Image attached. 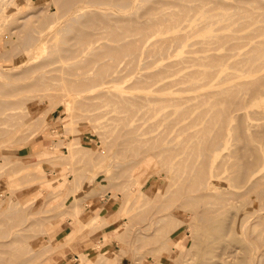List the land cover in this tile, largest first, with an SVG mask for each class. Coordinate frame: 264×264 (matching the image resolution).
I'll use <instances>...</instances> for the list:
<instances>
[{"label":"rangeland","instance_id":"obj_1","mask_svg":"<svg viewBox=\"0 0 264 264\" xmlns=\"http://www.w3.org/2000/svg\"><path fill=\"white\" fill-rule=\"evenodd\" d=\"M7 1L8 0L3 1V4L2 2L0 3V5L2 4L0 6V86H4L3 88L0 87V98L2 100H0V102H4L5 100V103L10 101V103H14L23 98H28L29 95V98H32L33 95L40 96L38 94H41L42 96L39 97L36 102L37 104L46 102V106L43 107L42 114L38 117L39 120L35 118L36 121H39L37 126L33 124L34 122H32V118L24 121V123L23 120H20L19 118L23 124L21 123L22 126L19 125L18 127L15 125L0 124V264H79L82 262L80 259L81 256L85 255L83 258L88 256L93 257L101 251L106 252L109 249L112 252H120L121 254L117 257L108 259L112 264H156L157 258H159L158 255L160 254L155 251L156 245L152 240V234L157 226L164 224L163 222H155L156 217L158 214L165 213H171L174 215L169 217V223L162 230V234L166 233L172 236V240L177 246H181L182 244L186 245L189 248L186 259H189L188 261L190 264H198L204 256H207V253H204L205 248L208 243L214 239V236H209L210 239L208 236V238L204 237L207 234L210 235V233H212L211 235H215L217 230L213 231V229H210L213 228V225L212 227L207 228L209 226L204 225L203 222L197 220L196 216L197 213L202 210L201 208L208 209L209 207H213V205L212 213L213 215L216 213V215L212 217L216 218L215 221L213 219L214 223L212 222V224L221 227L223 233H228L223 242H225V245H227L230 250L236 248L238 251L237 254H234L236 255V259L229 257V259L233 260L231 263L242 264L243 262L241 258L247 255V258L245 257L247 260H245V258L243 259L244 262L247 261V264H249V262H251L250 264H260L261 262V264H263L264 256L262 257L258 255L264 246V209L260 212L258 210V203L264 200V177H262L256 185L249 186L246 182L236 179L234 174L239 172V168L243 167V162L246 161L245 163L249 164L250 162L255 161L253 160V158H256L255 154L258 152L259 154H264V95L259 93L258 98L256 97L257 93L250 96V93L252 92H242L241 103L237 104L239 106L234 104L229 106L227 117L230 126L227 125L222 128V132L224 131L223 133L225 134V139H227L225 141L226 143L222 147L213 151L211 156L208 157L206 155L207 152H210V149H208L209 142L204 139L203 135H208L210 133L214 134L215 132V130L213 132L206 130L209 119L207 104L208 101L215 99V97L205 96L199 99L192 98L180 102L181 106H186L187 108L185 110V115L183 116L184 119L178 123L173 121L176 123L175 124L169 122V119L171 120V117L174 116V114H171L170 116L166 115L165 117L162 114L167 111L170 113L172 108H174V105H171L172 101H169L170 104H168L167 100L165 103L158 104L157 102L159 100L164 99V97H167L168 95L166 94V91L154 90V88L160 83V80L163 77L162 74L167 75L172 71H177L180 67H182V69L177 72H185L192 67H202L201 65L193 64L188 60H183L171 65L169 64L170 61L177 60L184 55V57H187L189 55L206 54L211 50L202 49V46L197 43L193 44L194 46H186L179 54L177 53L180 48H173L172 51L167 54L160 56L159 54H156V56H151L148 52L142 49L136 54L138 58L136 56L137 64L136 66H133L135 69L132 67L133 69L131 68V70L130 66L134 61L129 60V55H123L124 60L122 59L123 56L121 58L119 57L120 59L117 61L116 58L115 61L114 58L113 60L111 58L113 62L108 60V63L112 62L115 64L118 62L119 65L118 63L115 65L118 68L115 70L112 68L111 74H108L109 77H107L108 75H103V78H101L102 80L93 77L94 80H97V85L75 95L74 93H76V90H74V88L76 87V84L75 86L68 85L69 83H67V79L64 78V75L70 78L78 77V75H67L64 72L77 73L79 70L78 73H80L83 68L82 72H88L87 75L91 76L93 73H97V69L100 68L93 63V68L91 66L93 70H84V68H88L89 65L84 62L88 61V63H90L91 61H89V58L92 55L86 51L81 54L79 53L83 59L90 56L88 57V60L85 59V61L78 62L76 59L80 56L73 59L74 61H72V59L68 61L58 60V56L63 55L64 53L62 49L67 46H72L75 36L80 32L90 33L93 29V26L89 23H83L92 19L89 15L81 17L78 21L71 20L72 15H74L72 13H78L79 11H77V7L82 4L81 2L84 3L85 0H68L65 2H57L56 0ZM154 1L133 0L132 6L134 8L139 6V13L136 16H131V18L140 19L139 16H141L143 11L148 8L149 5H152ZM229 2H231V4ZM240 2L241 1L239 0H228L230 6H222L230 7V9L233 10L232 7H235L234 9H236ZM263 2V0H258V3H256L259 7V11H264ZM73 3L75 5H73ZM225 3L227 4L226 0ZM245 3H248V1L245 0ZM237 4L238 6H236ZM211 5L212 3H208V6ZM41 7L43 8L41 9ZM87 8L88 7H85L81 9V11L85 12ZM91 8L96 9L97 7L91 6ZM49 10L50 12H48ZM107 10H112L115 12V15L112 17L103 16V21L114 22L117 18H122L120 15L122 10L115 7L111 8L110 5L103 4V13ZM123 10H127V8H124ZM56 11L61 14L59 13V15ZM125 15L128 14L125 13ZM49 17H51L53 19L50 18L51 21L54 22H51ZM59 19L61 23L58 22ZM233 20L234 21L230 22L228 25L216 30V32L235 34V37L232 35L231 37H228L227 40H224L227 43L223 41V45L222 43L220 44L221 46L218 45L220 47L217 51L225 54L223 60H227L226 62L232 60L230 57L231 55H228L229 52L233 50L242 52L251 45V42L264 39V28H260L257 31L255 30L257 26L264 24V20L261 16L256 15L252 18L249 16H239L233 18ZM43 21L44 23L42 24ZM226 21L227 20L217 21L212 26L218 27L219 25L226 24ZM188 22L189 20H187L186 16L181 20L182 25H185ZM53 23L54 25H57L51 27L50 25ZM87 24L89 25L87 26ZM68 25L71 27V30L67 27ZM65 26L69 30H67ZM75 26L77 27L76 30ZM63 27H65V30L62 31V29H64ZM187 28L188 27H181L180 31H186ZM58 29H60V31H58ZM204 29H201L199 33ZM41 30H43V32ZM45 32L49 37L44 35ZM62 33L65 35L62 36ZM173 33L174 31L172 30L165 33L156 32L153 35V38L170 36ZM27 34L39 36L42 41L35 40L33 41V44L32 42L27 43ZM43 35L44 38L46 37L45 39L43 38ZM129 35H131V33L127 34L125 39L133 38V36ZM61 36L63 38L66 36V38L62 40ZM67 37H69L68 40L71 39V41H68ZM199 37H201V35L195 33L189 35L187 40L193 42ZM104 38L105 37H103V41L110 44L115 43L111 39H107L109 38L108 36L105 39ZM20 40H23L24 42L20 43ZM39 41L44 42V44H41ZM233 42H241V45L233 49ZM60 44L63 48L60 47ZM228 44H230L229 46L231 49L227 46ZM35 45L36 47H34ZM19 48L25 52H20ZM189 48L197 49L198 51L189 54ZM50 50H53V52H50ZM47 53L52 55L48 57ZM105 55L103 56V61L105 60L103 62L104 67H101L104 69L103 72L106 70L105 63H107V56ZM242 56H244V53L237 54L233 58ZM147 58L152 59H150L151 61L149 60L150 63L145 61ZM119 60L122 61L120 62ZM126 60L127 62L130 61L129 64L126 62L127 65L124 63ZM142 62L145 64H142ZM68 63L70 64V67H68ZM73 63L75 65L80 64L77 65V70H73V68H75ZM186 65L188 67H183ZM80 66H82V68ZM124 66L126 67L124 68ZM230 66L231 67H229L228 70H235L236 67L238 71H243L245 68L243 64H235V67L232 65ZM95 67L98 68L95 69ZM163 67L166 69L165 71ZM127 68L129 70H127ZM26 69L29 71L25 72ZM49 69L50 71H47ZM62 69L64 72H62ZM117 69H119L118 72ZM120 71L123 72L121 73ZM8 72L11 74L10 76ZM42 72L44 74H42ZM147 72L151 75L148 74L147 76ZM6 73L9 77L6 76ZM255 73L256 75L254 78H256V87H258V89L262 88L260 86L264 87V84H262L264 82V66ZM40 75L42 76L40 77ZM51 77L56 78H54V80ZM115 77L116 79H114ZM38 78H40V80ZM137 78L140 81L137 82ZM63 80L65 82H63ZM155 80L159 81L154 82ZM215 80L217 83L213 87L205 88L204 90L218 89L219 87L227 85L229 82H234L237 79L221 80L219 75L216 74ZM134 81H136V83H134ZM258 81L261 82L260 84L262 85H259ZM35 82H38L40 86L38 83L35 84ZM146 82L147 84L152 82L154 84L151 86L149 85L150 87H146ZM28 83L35 87L39 86V89H34V86L32 87L30 84L31 87L28 88ZM140 84L142 87H139ZM144 85L146 86L144 87ZM22 86L25 91L19 93L21 90L19 87ZM51 86L52 88L50 89ZM65 87H68L69 89ZM13 88L15 89L11 93V89L13 90ZM78 88H80V86L78 87L77 85L76 89L78 90ZM16 89H19V91L17 92ZM48 90L53 91V93ZM28 92L31 93L29 94ZM33 92L35 94H32ZM42 92L45 94H42ZM80 94L82 95L81 97ZM244 96L246 98H244ZM153 102H155V104ZM216 105H218L217 107H219V105L221 106L220 103ZM216 105L214 106L215 108ZM7 111L12 110L7 109ZM238 114L244 117L241 118ZM2 117H4V113H0V118ZM13 121L15 123V121L18 120L13 119ZM181 123L185 124L184 127L182 126L180 128L179 125ZM3 127L6 128L3 129ZM34 128L36 129V132L35 135L32 136L31 131ZM260 131H262V134ZM255 133L258 135V138L254 135ZM239 134L240 136L244 135V137L241 136V138ZM183 139H185V141ZM181 140L184 141V143ZM202 140L204 142H202ZM186 142L187 144H185ZM248 142H250V144H248ZM140 144H144V146H141ZM257 144L260 150L255 148ZM253 145L255 146L253 147ZM203 147L206 149L205 151L203 150ZM68 148H72L76 153H73L68 159H65L67 157H64V154L67 152ZM200 152L203 154H200ZM145 155L150 157L148 158L150 163L148 162L147 157L144 159L148 163L142 158ZM241 156H243L242 159ZM141 158L143 160L140 161V164H137L136 162ZM65 161H67V163ZM167 163L169 164L167 165ZM134 164H137V166L135 167ZM245 165V167H248L247 164ZM63 166H66L64 170L62 169ZM51 170H55V172H51ZM134 170L136 171L133 172ZM27 171L29 173L32 172V175L30 173L26 176L24 173H28ZM130 173L133 174L131 175ZM137 175H140L139 178ZM14 177H20V181H27L28 179L29 181L25 183V181L20 182L18 180L17 182L12 183L11 180ZM41 180H50L54 185L52 187L49 186L50 188L45 186L46 188L43 187L41 189L38 187L37 183H40ZM204 182L208 185L205 188L198 190L197 186L201 185L203 187L202 183ZM80 184L82 186L78 189ZM67 188H69L68 195L66 193V195L64 194L65 196H63L62 194ZM110 188H112L114 192L111 191ZM130 189L132 190V193H130ZM253 189L254 191H252ZM140 190L142 192H147L146 194H149L150 192L152 197L151 194L149 195L150 197L145 196L144 194L139 197L141 200L140 203L143 204L141 208L144 210L141 209L142 211L138 212L139 215L137 214L127 223L126 219L121 216V207L124 202L127 203L128 206H133ZM88 192L92 193V196L87 200L90 205L89 209L81 212L79 215H77L78 213L66 214L67 211L70 212L69 208L72 201ZM206 192L207 197L205 195L201 199L198 197V195L201 196V194H206ZM211 193L214 194V204L208 202V200H210L209 198H211ZM188 194L189 197L187 198ZM190 195H197V197L193 196L194 199L196 197L198 198L197 201H199V199L201 201L200 204L196 201L197 204L195 203L194 206L201 205V208L196 207V209H193V213L188 211L190 209L189 207H191V209L194 208L193 205V207L191 206L193 199L191 200ZM256 195L257 198H255ZM127 198L128 200L126 202L125 200ZM189 198L190 200L188 202L192 201L190 205L185 202V200ZM10 201L16 203L20 207V210L14 214H11L8 208ZM160 203L163 206L160 205ZM158 204L161 209L158 208ZM21 207L23 208L21 209ZM157 209L158 212L155 214ZM92 211L99 212L100 214H108V216L103 219L99 217L98 219L90 221L88 218ZM118 211H120V213ZM133 212H135V210ZM5 213H7V216ZM260 213L263 215L261 218L258 217V214ZM75 214L79 217L78 220V217L76 218ZM246 216L249 217L247 218ZM197 223H200V227ZM126 224V230L124 229V231L127 232L126 236H123L122 238L118 237L119 231L116 228L120 225ZM244 224L246 225V229L244 228ZM19 228L23 229L20 230ZM197 228L199 230H197ZM15 231L20 232L21 235L15 236ZM140 235L146 236L137 240ZM136 236L138 238H136ZM65 237L69 238L65 239ZM254 237L257 239H253ZM14 238L15 241L13 243L6 245L10 239ZM51 238H53V240H50ZM120 238L123 239L122 244L127 248L126 253H121L122 245ZM134 238H136V240ZM48 240L50 241L47 242ZM206 240L207 242H205ZM52 241L54 242L52 243ZM98 242L100 243V247H97ZM243 242H246L249 245H246L245 247ZM251 242H253L254 246ZM36 244L35 253L32 250L28 251L31 245L34 246ZM247 249L248 251H246ZM253 249L255 251H253ZM153 250L155 252H152ZM243 250L245 253L249 252L250 254L246 253L245 255ZM111 251H108V253H111ZM262 251H264V249ZM164 260L169 261L168 259ZM185 261L186 260L182 263H185ZM87 263L94 264V260L92 258H87ZM243 264H246V262Z\"/></svg>","mask_w":264,"mask_h":264},{"label":"bare ground","instance_id":"obj_2","mask_svg":"<svg viewBox=\"0 0 264 264\" xmlns=\"http://www.w3.org/2000/svg\"><path fill=\"white\" fill-rule=\"evenodd\" d=\"M3 1L5 0H0V3L2 2L3 4ZM9 1V0H8ZM7 1V2H8ZM57 2H65V1H68V0H56ZM72 1H76V0H72ZM79 1V0H77ZM145 1H149V0H145ZM154 1V0H153ZM230 1V0H229ZM236 1V0H235ZM241 1L239 6L238 4L236 6V9H234L235 7H232L233 10L230 9V7H225V6H222V5H229L231 4V2L228 3V0H226L227 4L225 3V0H155L154 3L152 5H149L148 8H146L144 11H143V14L140 17V19H133L131 18V16H136L138 13H139V6L134 8L132 6V2L133 0H85V2H81L82 4L79 5L77 7V11H79L78 13H72L74 15H72L71 17V20L72 21H78L81 17L83 16H86V15H89L92 19H90L89 21H85L83 23H89L90 25L93 26V29L91 30L90 33H79L77 36H75L74 38V42H72V46H67L65 48L61 47V44H60V47L63 48L62 50L64 51L63 55H59L58 56V60H62V61H68V60H71L74 61L73 59H76L78 56H80V54L84 51L88 52L89 54L91 53V57L89 58V61H91L90 63L87 62H84L88 65V68H84L85 71H87L88 69H92L93 68V65L96 64L98 65L100 68L98 67H95L98 68V72L97 73H93V75L89 76L87 75L88 72H82L83 68L82 66H80L81 68V72L78 73H75V72H64L63 69H62V72L66 73L67 75H78V77H75V78H70V77H67L64 75V78L67 79V83H69L68 85L70 86H75L76 84V87L78 85V87L80 86V88H78V90L76 89V87L74 88V90H76V93H74L75 95L76 94H79L81 91H85L95 85H97V80H94V78L96 79H99V80H102L101 78H103V75H110L111 74V70L112 68H114V70L116 68H118L117 66V63L113 64L112 60L114 58V61H115V58H116V61L118 59H120L123 55H129L130 56V59L131 61H134L132 62L133 64L135 65H131L130 66V70L133 66H136L137 64V60H136V54L139 53L140 50L144 49L146 52H148L151 56L152 55H155L156 54H159L160 55H164V54H167L169 52L172 51V49H177V48H180V50H178V53H181V51L186 47V46H191L193 44H197L199 43L202 47V49H208V50H211L209 53H206V54H200V55H189L187 57H180L179 59L177 60H172L169 62V64H175V63H179L183 60H188L190 62H192L193 64H199L201 65L202 67H197V68H194L192 67L191 69L185 71V72H177L179 70L182 69V67H180L177 71H172L171 73L167 74V75H163L162 74V78L160 80V83L157 84L154 88V90H164L166 91V94L168 95L167 97H164V99H161L159 100L157 103L158 104H162V103H165V101L167 100L168 101V104H170L169 101H172L171 105H174V108H172V110L170 111V113L165 112V113H162L163 116L165 117L166 115L170 116L171 114H174V116L171 117V120L169 119V122L170 123H178L179 121L183 120V116L185 115V110H186V106H181L180 105V102H182L183 100H186V99H192V98H202V97H205V96H214L215 99H212L210 101H208V104H207V108H208V114H209V119H208V127L206 128L207 131L209 132H214V134L210 133L208 135H203L204 139L207 140L209 142V148L210 149L209 151L211 152H207V155L206 156H211L212 152L215 151L216 149L222 147L226 142L227 139H225V134L222 132V128L225 127V126H230V123H229V120H228V117H227V113H228V108L230 105L234 104V105H237V104H240L241 103V93L242 92H252L250 93V96L253 94L255 95L256 93V97L259 98V93L264 95V90H263V86H260L262 88H259L256 87L255 85V81H256V78H254V76L256 75L255 72L259 71L261 69L262 66H264V39H260V40H255V42H251V45L246 48L244 51H238V50H233L231 52L228 53V55H231L230 57L232 58L231 61H224V57H225V54L224 53H221L219 51H217L219 49V47L221 46L220 44L222 43L223 45V41L224 40H227L228 37H231L232 35H234L235 37V34H231V33H222V32H216V30H218L219 28L221 27H224L225 25H228L230 22H233V18H236V17H239V16H249V17H254L256 15L258 16H261L264 20V11H259L258 10V6L256 5V3H258V0H253V1H248V3H245V0L243 2V0H239ZM262 1V0H261ZM264 1V0H263ZM238 2V1H237ZM11 3V2H10ZM54 3V1H53ZM56 3V2H55ZM208 3H212L211 6H208ZM235 3V2H234ZM264 3V2H263ZM1 4V5H2ZM65 4V3H64ZM78 4V3H77ZM76 4V5H77ZM80 4V2H79ZM103 4H106V5H110V7H115L119 10H122V13H120V15L122 16V18H117L114 22L113 21H103V16L104 17H112L115 15V12H113L112 10H107L103 13ZM0 5V6H1ZM73 5H75L73 3ZM71 6V5H70ZM91 6H96L97 8L96 9H93L91 8ZM264 6V4H263ZM49 7V6H48ZM47 7V8H48ZM61 7V6H60ZM73 7V6H72ZM85 7H88L87 10L84 12V11H81V9L85 8ZM90 7V8H89ZM169 7H172V8H169ZM262 7V6H261ZM43 7H41L42 9ZM65 8V7H64ZM75 8V6H74ZM124 8H127V10H123ZM40 9V10H41ZM61 9V8H60ZM99 9V10H97ZM106 9V8H104ZM47 10V9H46ZM56 10H59V9H56ZM66 10V9H65ZM85 10V9H84ZM71 11V10H70ZM73 11V10H72ZM47 12V11H46ZM50 12V10L48 11ZM57 12V11H56ZM63 12V11H62ZM65 12V11H64ZM76 12V11H75ZM58 14L60 12H57ZM67 13V11H66ZM128 14V15H125ZM61 14V13H60ZM59 14V15H60ZM65 14V13H64ZM50 15V14H49ZM67 15V14H66ZM117 15V14H116ZM5 16V14H4ZM3 16V17H4ZM71 16V15H70ZM186 16L187 17V20H189V22L185 25H182L181 24V20L182 18ZM2 17V18H3ZM6 17V16H5ZM53 17V16H52ZM66 17V16H65ZM119 17V16H118ZM27 18V17H26ZM26 18H23V19H26ZM51 17H49L50 19ZM52 19V18H51ZM50 19V21H51ZM53 20V19H52ZM57 20V19H56ZM220 20H227L226 21V24H223V25H219L218 27H215V26H212L215 22L217 21H220ZM38 21V20H37ZM36 21V22H37ZM51 22H54V21H51ZM49 22V23H51ZM60 22V19L59 21ZM57 22V23H58ZM71 22V21H70ZM69 22V23H70ZM1 23V22H0ZM44 23V21L42 22V24ZM56 23V22H55ZM61 23V22H60ZM73 23V22H71ZM70 23V24H71ZM78 23V22H77ZM87 24V26L89 25ZM54 23L51 24L50 26L53 27ZM57 25V24H55ZM54 25V26H55ZM59 25V24H58ZM77 26V25H76ZM75 26V30H76V27ZM49 27V26H48ZM66 27V26H65ZM65 27H63L65 30ZM70 30H71V27H69V25L67 26ZM66 27V28H67ZM181 27H188L186 31H180V28ZM62 28V27H61ZM60 28V29H61ZM67 28V30H69ZM206 28V29H204ZM260 28H264V24H261L259 26L256 27V31L259 30ZM1 29V28H0ZM60 29H58V31H60ZM201 29H204L201 33H199L201 31ZM29 30V29H27ZM66 30V32L68 33V31ZM174 31V33L170 36H162V37H159V38H153V35L156 33V32H160V33H165L167 31ZM43 32V30H41ZM45 31V30H44ZM48 31V29H47ZM80 31V30H79ZM33 32V31H32ZM61 33V32H60ZM64 33V32H63ZM61 34L62 36L65 35V34ZM104 33V34H103ZM129 36H133V38H128V39H125L126 35L127 34H130ZM195 33H198L199 35H201V37L195 39L193 42H189L187 40L188 36L191 35V34H195ZM40 34V33H38ZM47 33L45 32L44 35H46ZM44 35H43V38H44ZM14 36V35H13ZM48 36V35H46ZM61 36V37H62ZM67 36V34H66ZM66 36H64V38L62 37L61 39L64 40L66 38ZM109 37L107 39H111L112 41H114L115 43L113 44H110L106 41H103V37ZM49 37V36H48ZM47 37V38H48ZM237 37V36H236ZM18 38V37H17ZM27 38V43H31L33 44V41L35 40H40L42 41L41 37L39 36H34L32 34H27L26 36ZM46 38V37H45ZM44 38V39H45ZM69 37H67V40H68ZM72 38V37H71ZM104 38V39H105ZM73 39V38H72ZM230 39V38H229ZM25 40V39H24ZM61 40V41H62ZM19 41V40H18ZM39 41V42H40ZM68 41H71L68 40ZM68 41H65V42H68ZM24 42L23 40L21 41L20 40V43ZM26 42V41H25ZM39 42H38V45H39ZM64 42V41H62ZM225 42V41H224ZM41 44L44 42H40ZM227 43V42H225ZM224 43V44H225ZM231 43V42H230ZM25 44V43H23ZM21 44V45H23ZM36 44V43H35ZM40 44V45H41ZM220 45V46H218ZM230 44H228L227 46L230 48L229 46ZM241 45V42H233L232 43V46H233V49L234 48H237ZM52 46V45H51ZM64 46V45H62ZM194 46V45H193ZM24 47V46H23ZM36 47V45L34 46ZM59 47V45H58ZM200 47V46H199ZM226 47V46H225ZM22 48V46H21ZM33 48V47H32ZM60 48V49H61ZM17 49V48H16ZM28 49V48H27ZM36 49V48H35ZM34 49V50H35ZM187 49V48H186ZM231 49V48H230ZM20 50V48H19ZM32 50V49H31ZM57 50V49H56ZM116 50V51H115ZM24 50H20V52H22ZM53 52V50H50V52ZM59 51V50H57ZM103 51H104V54H103ZM115 51V52H114ZM186 51V50H185ZM195 51H198L197 49H193V48H189L188 49V52L189 54L191 53H194ZM203 51V50H201ZM25 52V51H24ZM31 52V51H30ZM33 52V51H32ZM113 52V53H111ZM28 53V52H27ZM80 53V54H79ZM227 53V52H226ZM241 53H244V56L242 57H238V58H233L235 55L237 54H241ZM29 54V53H28ZM35 54V53H34ZM86 54V53H85ZM106 54V55H105ZM141 54V53H140ZM48 57L51 56L50 54H48ZM107 56V63H108V60H111L112 58V62H109L108 65L107 63H105V67H106V70L103 72V68L101 67H104L103 66V56ZM145 55V54H144ZM34 56V55H33ZM32 56V58H33ZM154 56V57H155ZM227 56V55H226ZM84 57V55H83ZM86 57V56H85ZM88 57H86L85 59L88 60ZM120 57V58H119ZM30 58V57H29ZM31 58V59H32ZM110 58V59H109ZM135 58V60H134ZM138 58V56H137ZM27 59V58H26ZM85 59H83L81 56L78 57L76 60L79 62L81 61H85ZM106 59V58H105ZM124 60V56L122 58ZM133 59V60H132ZM145 59V58H144ZM151 58H147V61L148 63L149 60ZM229 59V58H228ZM128 60V59H127ZM127 60L124 62L126 64ZM152 60V59H151ZM150 60V61H151ZM26 61V60H25ZM71 61V62H72ZM120 62L122 60H119ZM49 62V61H48ZM130 62V61H129ZM129 62H127L129 64ZM70 63V62H69ZM68 63V67H70V64ZM94 63V64H93ZM112 63V64H111ZM147 63V65H148ZM77 64V63H76ZM142 64H145L142 62ZM235 64H243L245 66L244 70L243 71H238V69H236L235 67ZM73 65L75 66V68H73V70H75L77 68V65H80V64H77L75 65L73 63ZM86 65V66H87ZM119 65V63H118ZM124 65V64H123ZM127 65V64H126ZM230 65L234 66L235 67V70H228L229 67H231ZM92 66V68H91ZM1 67V66H0ZM19 67V66H17ZM40 67V66H39ZM67 67V66H66ZM79 67V66H78ZM85 67V66H84ZM126 66H124L125 68ZM183 67H188L187 65L186 66H183ZM233 67V68H234ZM123 68V69H124ZM129 68V67H128ZM127 68V70H129ZM135 69V67H133ZM132 68V69H133ZM160 68V67H159ZM164 68V67H163ZM2 69V68H1ZM35 69V67H34ZM57 69V68H56ZM67 69V68H66ZM65 69V70H66ZM122 69V70H123ZM32 70V69H31ZM37 70V69H36ZM77 70V69H76ZM93 70V69H92ZM96 70V71H97ZM113 70V71H114ZM160 70H163V69H160ZM166 69L164 68V71ZM168 70V69H167ZM1 71V70H0ZM8 71V70H7ZM26 71H29L28 69L25 70ZM47 71H50L47 70ZM112 71V72H113ZM119 71V69H117V72ZM126 71V70H125ZM4 72V71H3ZM6 72V71H5ZM23 72V71H22ZM31 72V71H30ZM116 72V71H115ZM121 72V71H120ZM123 72V71H122ZM121 72V73H122ZM163 72V71H161ZM41 73V72H40ZM144 73V72H143ZM7 74V73H6ZM9 74V72H8ZM8 74L6 76H8ZM42 74H44L42 72ZM118 74V73H117ZM124 74V73H123ZM145 74V73H144ZM148 74L150 73H146V75L148 76ZM216 74L219 75V78H221V80H228V79H237L236 81L234 82H229L227 85H224V86H221L219 87L218 89H213V90H204L205 88H210V87H213L217 82L215 80V76ZM11 74H9L10 76ZM14 75V74H12ZM20 75V74H19ZM28 75V74H27ZM57 75V74H56ZM109 75L107 77H109ZM119 75V74H118ZM122 75V74H121ZM151 75V74H150ZM8 76V77H9ZM16 76V75H14ZM42 75H40L41 77ZM54 76V75H53ZM123 76V75H122ZM156 76V75H155ZM5 77V76H4ZM18 77V75H17ZM38 77V76H37ZM44 77V76H43ZM57 77V76H56ZM56 77H51L52 79L56 78ZM61 77V76H59ZM105 78V77H104ZM120 78V76H119ZM143 78V77H141ZM40 80V78H38ZM61 79V78H60ZM116 79V77L114 78ZM136 79V78H135ZM134 79V80H135ZM158 79V78H157ZM260 79V78H259ZM55 80V79H54ZM153 80V79H151ZM159 80H155L154 82H158ZM137 82L140 81L136 80ZM136 81H134V83H136ZM48 82V81H46ZM50 82V81H49ZM63 82H65L63 80ZM62 82V83H63ZM90 82V83H88ZM148 82V81H147ZM146 82V84H147ZM259 82V81H258ZM263 82V81H262ZM34 83V82H33ZM38 82H35V84H37ZM78 83V84H77ZM144 83V82H143ZM150 83V82H149ZM221 83V82H220ZM261 82H259V85H262L264 84V82L262 84H260ZM28 83V88L32 86V84ZM39 84V83H38ZM44 84V83H43ZM47 84H50V83H47ZM53 84V83H52ZM66 84V83H65ZM145 84V83H144ZM152 84H154L153 82L150 83V84H147L144 85V87H148L149 85L151 86ZM8 85V84H7ZM27 85V84H26ZM24 86V85H23ZM22 87H19V89H21L19 91V89L17 90V92L19 91L22 92V91H25V89ZM34 86V85H33ZM32 86V87H33ZM40 86V84H39ZM38 86V87H39ZM47 86V85H46ZM50 86V85H49ZM65 86V85H64ZM69 86V88H70ZM149 86V87H150ZM258 86V85H257ZM2 87V85L0 86ZM4 87V86H3ZM2 87V88H3ZM38 87H35L34 86V89L38 88ZM139 87H142L141 84L139 85ZM1 88V89H2ZM26 88V86H25ZM52 88V86L50 87V89ZM59 88V87H58ZM61 88V87H60ZM65 88H68V87H65ZM68 88V89H69ZM15 88H13V90L11 89V93L14 91ZM23 89V90H22ZM32 89V88H31ZM30 89V90H31ZM33 89V90H34ZM39 89V88H38ZM44 89V88H42ZM48 89V88H47ZM64 89V88H63ZM72 89V87H71ZM70 89V90H71ZM145 89V88H143ZM262 89V90H261ZM3 90V89H2ZM15 90V92H16ZM27 90V89H26ZM45 90V89H44ZM43 90V91H44ZM57 90V89H56ZM4 91V90H3ZM49 91V90H48ZM47 91V93H48ZM100 91V90H99ZM51 93H53V91H49ZM69 92V91H68ZM8 93V92H7ZM29 93V92H28ZM31 93V92H30ZM29 93V94H30ZM38 93V92H37ZM40 93V92H39ZM46 93V94H47ZM255 93V94H254ZM23 94V93H22ZM32 94H35L34 92ZM31 94V96H32ZM42 94H45L42 92ZM50 94V93H49ZM69 94V93H68ZM102 94V93H101ZM104 94V93H103ZM106 94V93H105ZM115 94V93H114ZM40 96H37V95H33L32 98H23L21 100H18L14 103H10V102H6L5 103V100L4 102H0V113H4V117L0 118V124H5V125H15V126H19L24 123V121H27L29 119H33L32 122H34L33 124L35 126L38 125V122L39 121H36L35 118L38 119V117L40 116V114H42V110H43V107L46 106V102H43V103H39L37 104L36 100L41 97L42 95L41 94H38ZM100 95V94H99ZM118 95V94H117ZM116 95V96H117ZM78 96V95H77ZM82 95L80 94V97ZM249 96V97H250ZM261 96V95H260ZM45 97V95H44ZM99 97V96H98ZM111 97V96H110ZM12 98V97H11ZM244 98H246L244 96ZM248 99V98H247ZM1 100V98H0ZM102 100V99H101ZM112 100V99H111ZM116 100V99H115ZM114 100V101H115ZM150 100V99H149ZM152 100V99H151ZM243 100V99H242ZM250 100V99H249ZM253 100V99H252ZM2 101V100H1ZM96 101V100H95ZM146 102V101H144ZM9 103V104H7ZM155 104V102H153ZM205 103V102H204ZM221 104V106L219 105V107H217L218 105L216 104ZM123 104V103H122ZM182 104V103H181ZM216 105V108L214 107ZM113 106V105H111ZM129 106V105H128ZM161 106V105H160ZM165 106V105H164ZM239 106V105H237ZM244 106V104H243ZM163 107V106H162ZM122 108V107H121ZM7 109H11L12 111H7ZM150 109V107H149ZM195 109V108H194ZM159 110V109H158ZM94 111V110H93ZM100 111V110H99ZM153 111V110H152ZM203 111V110H202ZM234 111V110H233ZM232 111V112H233ZM237 111V110H236ZM245 113V112H244ZM246 114V113H245ZM124 115V114H123ZM239 115V114H238ZM242 115V113H241ZM239 115V117L241 116ZM162 116V115H161ZM129 117V116H128ZM144 117V116H143ZM232 117V116H231ZM244 117V116H243ZM241 116V118H243ZM23 120V123L19 120ZM13 119H17L18 121H13ZM35 119V120H34ZM143 119V118H142ZM197 119V118H196ZM163 121V120H162ZM161 121V122H162ZM175 121V122H173ZM231 122V121H230ZM22 123V124H21ZM31 123V122H30ZM101 123V122H100ZM103 123V122H102ZM129 123V122H128ZM175 123V124H176ZM255 123V122H254ZM257 123V122H256ZM184 124L185 123H181L179 125V127L181 128L182 126L184 127ZM244 124V123H242ZM129 125V124H127ZM126 125V126H127ZM138 126V125H137ZM165 126V125H164ZM246 126V125H245ZM9 127V126H7ZM16 127V128H17ZM110 127V126H109ZM113 127V126H112ZM178 127V128H179ZM6 127H3V129H5ZM28 128H29V125H28ZM189 128V127H188ZM217 128V129H216ZM243 128H244V125H243ZM1 129V128H0ZM19 129V128H18ZM109 129V128H108ZM107 129V130H108ZM105 130V129H104ZM177 130V129H176ZM179 130V129H178ZM183 130V129H182ZM254 130V129H253ZM264 130V129H263ZM262 130V131H263ZM8 131V130H6ZM18 131V130H17ZM152 131V130H151ZM150 131V132H151ZM241 131V130H240ZM257 131V130H256ZM259 131V130H258ZM262 131L261 134H262ZM10 132V131H8ZM35 132H36V129L34 128L32 131H31V134L32 136L35 135ZM149 132V133H150ZM204 132V131H203ZM254 132V131H253ZM6 133V132H5ZM11 133V132H10ZM241 133V132H240ZM247 133V132H246ZM258 133V132H257ZM159 134V132H158ZM182 134V133H181ZM253 134V133H252ZM260 134V133H259ZM264 134V133H263ZM5 135V134H4ZM30 135V134H29ZM28 135V136H29ZM142 135V134H140ZM194 135V134H193ZM248 135V133H247ZM256 135V137L258 136L256 133L254 134ZM31 136V135H30ZM177 136V135H176ZM184 136V135H183ZM197 136V135H195ZM240 136V134H239ZM242 137H244V135H241ZM240 136V137H241ZM260 136V135H259ZM156 137V136H155ZM237 137V136H236ZM241 137V138H242ZM249 137V136H248ZM252 137L254 138V136L252 135ZM173 138V137H172ZM171 138V139H172ZM258 138V137H257ZM154 139V138H153ZM176 139V138H175ZM250 139V137H249ZM248 139V140H249ZM256 139V138H255ZM254 139V140H255ZM185 141V139H183ZM251 140V139H250ZM160 141V140H159ZM164 141V140H163ZM182 141V140H181ZM184 141H182L184 143ZM201 141V140H200ZM206 141V142H207ZM264 141V140H263ZM180 142V141H179ZM181 142V143H182ZM202 142H204L202 140ZM251 142V141H250ZM250 142H248V144H250ZM69 143V142H68ZM142 143V142H141ZM175 143V142H174ZM173 143V144H174ZM180 143V144H181ZM263 143V142H262ZM139 144V143H137ZM154 144V143H153ZM187 144V142L185 143ZM256 144V143H255ZM68 145V144H67ZM141 145V144H140ZM171 145V144H170ZM184 145V144H183ZM141 146H144L141 145ZM180 146V145H179ZM178 146V147H179ZM255 145H253L254 147ZM258 144L255 146V148L259 149V146ZM158 147V146H157ZM155 147V148H157ZM167 147V146H165ZM139 149V148H138ZM184 149V148H183ZM200 149V148H199ZM103 150V149H102ZM203 150L205 151L206 149H204L203 147ZM202 150V151H203ZM260 150V149H259ZM257 150V151H259ZM165 151V150H164ZM184 151V150H182ZM254 151V150H253ZM131 152V151H130ZM235 152V151H234ZM237 152V150H236ZM73 153H76L74 152V150L72 148H68L67 152L64 154V157H67L65 159H68V157H70L71 155H73ZM256 153V152H255ZM199 154V153H198ZM200 154H203L200 152ZM199 154V155H200ZM238 154V152H237ZM244 154V153H243ZM250 154V153H249ZM236 155V154H235ZM256 155V158H253V160H255L254 162H250L249 164L248 163H245L243 162L242 165L243 167L239 168L238 169V173L236 172V174H234L236 176V179L240 180V181H244L247 183V185L249 186H253L254 184L256 185L257 183H259V180L264 177V154H259V152ZM7 156V155H6ZM60 156V155H59ZM148 156V154H147ZM146 155L144 157H142L143 159L147 157ZM149 156H153V155H149ZM246 156V155H245ZM62 157V156H60ZM175 157V156H174ZM205 157V156H204ZM243 156H241V159H242ZM140 159L139 161H137L136 163L137 164H140V161H142L143 159ZM150 157H147V160L149 162V159ZM240 158V156H239ZM7 159V158H6ZM70 159V158H69ZM144 159V160H145ZM248 159V158H246ZM244 159V160H246ZM252 160V159H251ZM58 162V161H56ZM67 163V161H65ZM146 162V160H145ZM146 162V163H148ZM176 162V161H175ZM193 162V161H192ZM248 162V161H247ZM16 163V162H15ZM14 163V164H15ZM20 163V162H19ZM122 163V162H121ZM150 163V162H149ZM219 163V162H218ZM137 164L134 166L136 167ZM144 164V162H143ZM160 164V163H159ZM165 164V163H164ZM169 163H167L168 165ZM192 164H196V163H192ZM220 164V163H219ZM238 164V162H237ZM247 164L248 167H245ZM13 165V164H11ZM141 165H142V162H141ZM224 165V164H223ZM231 165V164H230ZM229 165V166H230ZM245 165V166H244ZM140 166V165H139ZM138 166V168H139ZM184 166V165H183ZM193 166V165H192ZM221 166V165H220ZM219 166V167H220ZM228 166V165H227ZM141 167V166H140ZM14 168V167H13ZM66 168V166H63L62 169L64 170ZM132 168V167H131ZM149 168V167H148ZM170 168V167H169ZM172 168V167H171ZM176 168V167H175ZM192 168V167H191ZM236 168V170H237ZM137 169V168H136ZM194 169V168H193ZM131 170V169H130ZM221 170V169H219ZM136 170H134L133 172H135ZM211 171V170H210ZM28 172V171H27ZM34 172V171H33ZM51 172H55V170H51ZM67 172V171H66ZM132 172V170H131ZM144 172V170H143ZM169 172V171H168ZM31 175H32V172H30ZM29 172L28 173H24L26 174V176L28 174H30ZM50 173V172H49ZM123 173V172H122ZM67 174V173H65ZM131 174V173H130ZM133 174V173H132ZM131 174V175H132ZM163 174V172H162ZM179 174V173H178ZM68 175V174H67ZM142 175V174H141ZM212 175V174H211ZM232 175V176H234ZM36 176V175H35ZM135 176V175H134ZM138 176V175H137ZM137 176H136V179H137ZM140 176V175H139ZM138 176V178H139ZM164 176V175H163ZM167 176V174H166ZM182 176V175H181ZM189 176V175H188ZM38 177V176H37ZM230 177V176H229ZM20 178V177H19ZM18 177H14L11 182L14 183V182H17L19 180ZM23 178V177H22ZM39 178V177H38ZM48 178V177H47ZM234 178V177H233ZM26 179V178H24ZM194 179V178H193ZM27 180V179H26ZM31 180V179H30ZM93 180V179H92ZM20 181V180H19ZM25 181V180H24ZM24 181H20V182H24ZM29 179L26 182H28ZM40 181V180H39ZM137 181V180H136ZM201 182V181H200ZM38 183V187H40L41 189L44 187H52L54 185V183L50 180H46V181H43L41 180V182H37ZM133 183V182H132ZM131 183V184H132ZM261 183V182H260ZM45 184V185H44ZM130 184V183H129ZM203 184V187L200 185V186H197V189H201V188H205L208 184L206 182L202 183ZM44 185V186H43ZM134 185V184H133ZM14 186V185H13ZM46 186V187H45ZM82 185L80 184L79 188L81 187ZM49 187V188H50ZM113 187V186H112ZM128 187V186H126ZM134 187V186H133ZM140 187V186H139ZM114 188V187H113ZM168 188V187H166ZM111 191L112 188H110ZM115 189V188H114ZM135 189V188H133ZM165 189V188H164ZM65 190V189H64ZM69 188H67L66 191L61 192L63 193L62 195L65 196L66 193L68 195V191ZM77 190V189H76ZM264 190V189H263ZM262 190V191H263ZM130 193H132V190L130 189ZM254 191V189L252 190ZM260 191V190H259ZM10 192V191H9ZM114 192V191H113ZM155 192V191H154ZM147 192H142L141 190L139 191L138 193V197L136 198V202L133 206H128L127 203L124 202V204L122 205V210L121 211V216L126 219L127 223L130 222V220L133 219L134 216H136L138 214V212L142 211L141 208L142 207V203H140V196L141 195H145V196H149L151 193L149 192V194H146ZM162 193V192H161ZM165 193V192H164ZM65 194V195H64ZM156 194H159V193H156ZM175 194V193H174ZM254 194V193H253ZM261 194V193H259ZM45 195V194H44ZM204 195L206 196L207 195V192L206 194H201L198 195V197L201 199L202 197H204ZM209 195V194H208ZM249 195H250V192H249ZM262 195V194H261ZM92 196V193L91 192H88L87 194L83 195V196H80V197H77L75 198L71 205H70V212L67 211L66 214H73V213H78L77 215H79L81 212H84L86 210L89 209L90 205L89 203L87 202V200ZM134 196V194H133ZM132 196V197H133ZM167 196V195H166ZM182 196V195H181ZM193 196H196L197 195H193ZM190 195L191 197V202H188L190 200L187 199L185 200L186 204H189L191 203V206L195 205V203L197 204V202L200 204V199L199 201H197L198 198L194 197ZM252 196V195H251ZM76 197V196H75ZM136 197V196H135ZM150 197V196H149ZM151 197H152V194H151ZM160 197V196H159ZM158 197V198H159ZM189 197V194L187 195V198ZM207 197V196H206ZM210 197L209 198L210 200H208V202L214 204V201L215 198L214 197V194L211 193L210 194ZM238 197V196H237ZM260 197V195H259ZM134 198V197H133ZM155 198V197H154ZM186 198V197H185ZM250 198V197H249ZM257 198V195L256 197ZM262 198V197H261ZM19 199V198H18ZM9 200V199H8ZM61 200V199H60ZM128 198L125 200L127 202ZM134 200V199H133ZM146 200V199H145ZM152 200V199H151ZM150 200V201H151ZM195 200V201H194ZM251 200V199H249ZM132 201V199H131ZM130 201V202H131ZM197 201V202H196ZM157 202V201H156ZM163 202V201H161ZM10 205L8 206L11 214L13 213H16L18 210H20L19 208V205H17L16 203L10 201L9 202ZM155 203V202H154ZM194 203V204H193ZM222 203V202H221ZM238 203V202H237ZM150 204V203H149ZM173 204V203H171ZM259 204V207H258V210L261 212L263 209H264V200ZM160 205H162L160 203ZM170 205V204H169ZM168 205V206H169ZM183 205H184V202H183ZM188 205V206H189ZM163 206V205H162ZM161 206V207H162ZM192 206V207H193ZM201 206V205H200ZM200 206L196 205L197 208H199ZM235 206V205H234ZM196 207L194 206V208L191 209V207H189L190 209L188 211H193V209H196ZM214 207V205H213ZM213 207H209L208 209L207 208H201L200 212L197 213V220H199L200 222H203L204 225H207L209 227L207 228H210L212 227L213 225V228H210L211 230L213 229L214 230H217L216 234L214 235H211L212 233L207 234L204 238H208L209 236H214V239L208 243L207 247L205 248V254L207 253V256L203 257V259L201 261L198 262V264H232L231 261L233 262V260L229 259V257H233L232 259H236V255L234 254H237V249H229V247L227 245H225V242L224 239H225V236L226 234L228 233H223L221 230V227L219 226H214V224H212V222L214 223L215 221V218H213L216 213H214L215 215H213L212 213V209ZM23 207H21L22 209ZM158 208L159 207V204H158ZM235 208V207H234ZM239 208V207H238ZM237 208V209H238ZM137 209V210H136ZM161 209V208H160ZM159 209V210H160ZM164 209V208H163ZM135 210V212H133ZM144 210V209H143ZM229 210V209H228ZM254 210V209H253ZM120 211H118L120 213ZM196 211V210H195ZM158 212V209L157 211L155 212V214H157ZM197 212V211H196ZM256 212V211H255ZM264 212V211H263ZM193 213V212H192ZM191 213V214H192ZM195 213V212H194ZM212 215H211V214ZM254 213V212H253ZM252 213V214H253ZM258 213V212H256ZM6 216H7V213H5ZM75 214V215H76ZM250 214V215H252ZM76 215V218L78 217ZM139 215V214H138ZM145 215V214H144ZM172 215L174 214H168V213H165V214H158V216L156 217L155 219V222L159 223V222H163L162 224L163 225H160V226H157L152 234V240L153 242L155 243L156 247H155V251L156 252H159L160 255L159 258H157V263L156 264H190V262L188 261L189 259H186L187 258V254H188V251H189V248L186 246V245H181V246H177L174 244V241L172 240V236L168 235V234H162V230L165 228V226L169 223L168 219H170L169 217H171ZM249 215V216H250ZM259 218H261L263 215L262 213L258 214ZM106 216H108V214H100L99 212H94L92 211V213L90 214L89 216V220L92 221V220H95V219H98L99 217H101V219L105 218ZM120 216V214H119ZM191 216V215H190ZM213 216V217H212ZM249 216H246L247 218ZM257 217V218H258ZM223 218V216H222ZM243 218V217H242ZM79 219V217L77 218V220ZM214 219V221H213ZM218 219V218H217ZM221 219V218H220ZM264 219V218H263ZM222 220V219H221ZM220 220V221H221ZM233 220V219H232ZM255 220V219H254ZM142 221V220H141ZM12 222V221H11ZM112 222V221H111ZM258 223V222H257ZM198 224V223H197ZM196 224V225H197ZM200 224V223H199ZM198 224V226H199ZM202 224V223H201ZM253 224V222H252ZM251 224V225H252ZM255 224V223H254ZM260 224V223H259ZM190 225V224H189ZM203 225V224H202ZM247 225V223H246ZM246 225L244 224V228L246 227ZM258 225V224H257ZM126 225H120L119 227H117L116 229L119 231V234H118V237H123V236H126L127 232L124 231V229L126 230ZM148 226V225H146ZM4 227V225H3ZM190 227V226H189ZM200 227V226H199ZM253 227V226H252ZM45 228V227H44ZM205 228V227H204ZM20 229V228H19ZM23 228H21L20 230H22ZM140 229V228H139ZM138 229V231H139ZM192 229V228H191ZM246 229V228H245ZM36 230V229H35ZM46 230V229H45ZM147 230V229H146ZM197 230H199L197 228ZM229 230V228H228ZM18 231V230H17ZM47 231V230H46ZM167 231V230H166ZM246 231V230H245ZM244 231V232H245ZM251 231V229H250ZM253 231V230H252ZM226 232H229V231H226ZM262 232V231H261ZM20 232H16L15 231V236H20V234H18ZM48 233V232H47ZM260 233V232H259ZM10 234V232H9ZM196 234V233H195ZM253 234V232H252ZM142 235V234H141ZM139 236V238L136 236V238H138L137 240H140V238L142 239V237H145L146 235L144 236ZM49 236V235H48ZM208 236V237H207ZM258 236V235H257ZM256 236V237H257ZM131 237V236H130ZM135 237V236H134ZM209 237V239H210ZM246 237V236H245ZM17 238V237H15ZM15 238L14 239H10V241L6 244H11L15 241ZM50 238V237H48ZM69 237H65V239H68ZM117 238V237H116ZM120 238V242H121V253H126L127 251V248L122 244L123 242V239ZM136 238H134L136 240ZM264 238V237H263ZM97 239V238H96ZM252 239V238H251ZM253 239H257V238H253ZM252 239V240H253ZM259 239V238H258ZM50 240H53V238H51ZM50 240H48L47 242H49ZM208 240V239H207ZM207 240L205 242H207ZM249 240V239H248ZM247 240V241H248ZM254 241V240H253ZM257 241V240H256ZM255 241V242H256ZM264 241V240H263ZM262 241V242H263ZM54 241H52L53 243ZM127 242V241H126ZM260 242V241H259ZM244 243V242H243ZM242 243V245H243ZM252 245H253V242H251ZM33 244V243H32ZM245 244V247L246 245H249L248 243H244ZM50 245V244H49ZM48 245V246H49ZM261 245V244H260ZM36 245H31L29 248L28 251L32 250L36 251ZM46 246V245H45ZM254 246V245H253ZM252 246V247H253ZM97 247H100V243L98 242L97 243ZM190 247V246H189ZM243 247V246H242ZM262 247V246H261ZM260 247V248H261ZM244 248V247H243ZM248 248V246H247ZM256 249V248H255ZM264 249V246L263 248L261 249V251ZM49 250V249H48ZM59 250V249H58ZM134 250V249H133ZM137 250V249H135ZM245 250V248H244ZM243 250V252H244ZM108 251H111L110 249ZM108 251L106 252H103L101 251L99 254L93 256V257H86V258H83L84 256H81V261L79 264H88L87 263V258H92L94 260V264L95 263H99V264H112L111 262L108 261L109 258H114V257H117L119 253L115 252V251H111V253H108ZM154 250L152 252H155ZM248 251V249L246 250ZM253 251H255L253 249ZM260 251V254L258 256H264V251L261 252ZM135 252V251H134ZM138 252V251H137ZM199 252V251H198ZM33 253V254H34ZM245 253V252H244ZM247 253V252H246ZM245 253V255H246ZM249 253V252H248ZM247 253V254H248ZM209 254V255H208ZM241 254V253H240ZM250 254V253H249ZM256 254V252H255ZM121 255V254H120ZM157 257V256H156ZM238 257V256H237ZM247 258V255L242 257L241 260L243 263L246 262L247 264V261L244 262V258ZM249 257V256H248ZM185 258V259H184ZM245 258V260H247ZM155 259V257H154ZM164 259H168L169 261H165ZM193 259V258H192ZM240 259V258H239ZM238 259V260H239ZM156 260V259H155ZM184 260L185 263H182ZM238 262V261H237ZM249 262V261H248ZM258 262V261H257ZM242 263V264H243ZM251 262H249L250 264ZM262 263V262H261ZM260 263V264H261ZM235 264V263H233ZM263 264H264V261H263Z\"/></svg>","mask_w":264,"mask_h":264}]
</instances>
